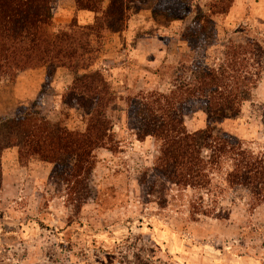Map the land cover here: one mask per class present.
<instances>
[{"label": "rangeland", "instance_id": "374dc122", "mask_svg": "<svg viewBox=\"0 0 264 264\" xmlns=\"http://www.w3.org/2000/svg\"><path fill=\"white\" fill-rule=\"evenodd\" d=\"M212 1H139L130 6L127 28L135 24L129 33L105 34L93 68L117 99L107 110L108 146L92 154L87 178L71 176L72 160L20 159L25 129H4L7 120L25 115L53 129L85 132V112L66 100L74 76L46 65L0 77V264H264V203L227 185V164L213 173L208 190L171 183L152 194L142 188L158 181L159 149L152 137L139 138L128 97L169 92L181 74L191 81L188 68L202 53L204 64L219 68L232 43L264 47V0H233L226 14L205 21ZM52 3L56 33L86 24L76 0ZM255 60L262 62L259 82L241 113L209 121L197 108L186 118L189 131L210 123L216 135L264 154V57ZM253 61L249 69L257 71Z\"/></svg>", "mask_w": 264, "mask_h": 264}, {"label": "trees", "instance_id": "16d2710c", "mask_svg": "<svg viewBox=\"0 0 264 264\" xmlns=\"http://www.w3.org/2000/svg\"><path fill=\"white\" fill-rule=\"evenodd\" d=\"M139 1L143 0H109L105 5V0H76V14L91 12L93 21L76 23L71 31L56 33L52 27V0H0V77L15 78L18 72L46 65L65 68L74 76L66 94L68 105L87 116L85 132L53 129L49 122L40 125L25 115L7 120L4 129L8 132L22 128L27 133L19 146L20 159L37 156L55 165L72 160L71 176L85 174L87 178L93 169L92 154L108 146L111 121L107 110L117 99L101 70L93 68V54L105 34L126 31L130 6ZM232 3L213 0L211 15L205 16V21L226 14ZM203 33L200 30L195 38ZM224 57L225 66L217 68L204 64L202 53L188 68L191 81L181 74L169 92L153 90L128 97L127 103L138 121L139 138L152 137L159 149L153 169L158 181L142 183L147 194H152L157 185L164 188L168 183L183 189L208 190L213 173L227 164V185L243 187L253 199L264 203V154H256L233 137L216 135L210 123L195 132L189 131L186 124V118L197 108L209 121L238 116L257 87L262 62L255 59L264 57L259 42L232 43L226 47ZM252 59L258 65L257 71L249 69L255 68L249 65ZM199 207L194 208L196 212Z\"/></svg>", "mask_w": 264, "mask_h": 264}, {"label": "crops", "instance_id": "0c3cea01", "mask_svg": "<svg viewBox=\"0 0 264 264\" xmlns=\"http://www.w3.org/2000/svg\"><path fill=\"white\" fill-rule=\"evenodd\" d=\"M108 3H109V0H105V5H108ZM78 15H83V16L87 17L85 23L92 22L93 19H94V14L91 13V12L80 11V12L78 13ZM134 24H135V22L132 20L131 23H130V25L128 26L129 28H127V29H128V30H129V29H132L133 26H134ZM130 31H131V30H129V32H130ZM129 32L126 31V33H129ZM130 34H131V33H130ZM128 37H129V35H128ZM158 53L163 54V52H160V50H158ZM159 56H161V55H158V56L156 57V59H157L156 61H159Z\"/></svg>", "mask_w": 264, "mask_h": 264}]
</instances>
